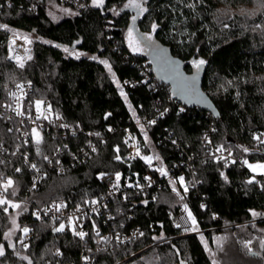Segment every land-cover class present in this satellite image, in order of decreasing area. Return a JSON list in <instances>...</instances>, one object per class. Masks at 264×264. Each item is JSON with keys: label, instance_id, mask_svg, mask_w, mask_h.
Listing matches in <instances>:
<instances>
[{"label": "trees", "instance_id": "trees-1", "mask_svg": "<svg viewBox=\"0 0 264 264\" xmlns=\"http://www.w3.org/2000/svg\"><path fill=\"white\" fill-rule=\"evenodd\" d=\"M14 1L12 6L0 8V23L7 26L4 31L0 28V145L10 151L9 157L0 160V174L13 180L8 197L22 199L31 187L33 173L20 154L14 153L21 141L1 108L10 103L13 85L28 81L33 85L29 102L50 103L52 111L77 130V135L67 139L70 152L79 154L88 141L96 145V152L85 162H76L60 174L43 163L59 142L46 133L39 143L31 139L23 151L40 160L46 172L39 187L28 193L34 206L58 198L74 206L104 194L100 174L128 171L116 159L115 150L118 146L125 154L126 128L147 134L150 141L145 143V155L158 154L155 163L170 164L191 153L197 157V188L190 187L189 175L175 185L195 227L205 231L203 236H180L168 213L178 212L179 200L170 189H161L146 203L141 196L119 203L124 216L134 214L129 224L141 227L145 235L111 252H94V264H214L212 251L219 264H264V219L253 221L257 215L264 216V183L254 180L248 168L207 160L202 142L210 134L214 144L232 147L248 161H264V154L256 149L264 143L261 0H142L146 11L129 7L130 0H103L102 4L96 0L80 13L66 8L73 13L58 20L49 11L51 4L59 6L57 0ZM246 7L255 9L242 11ZM134 17L139 32L169 46L176 57L187 62L188 73L196 68L193 61H205L203 89L219 117L182 107L171 87L153 78V73L144 80L145 52L129 46ZM153 24L157 25L155 31ZM16 31L34 40L32 56L23 67L6 55L7 35ZM102 61H107L111 71ZM127 79L137 84L123 86ZM146 115L158 116L153 125L136 127L135 118ZM109 126L113 132L108 131ZM147 167V161L140 159L133 168L143 172ZM6 201L0 204V246L4 251L0 264H79L81 243L75 234L57 232L54 220H39L25 204ZM14 213H18L17 227L10 236ZM25 228L34 236L23 248L19 242ZM156 236L163 237L156 240ZM247 239L252 240V251L244 245Z\"/></svg>", "mask_w": 264, "mask_h": 264}, {"label": "built area", "instance_id": "built-area-1", "mask_svg": "<svg viewBox=\"0 0 264 264\" xmlns=\"http://www.w3.org/2000/svg\"><path fill=\"white\" fill-rule=\"evenodd\" d=\"M38 1V0H37ZM14 0H0V8L2 5L12 6ZM57 3L62 8H69L75 12H83L88 10L94 5L93 0H57ZM1 31L7 29L6 25L0 23ZM33 39L28 35H22L19 32H12L7 35V59L12 63L19 66L27 62L32 55ZM81 53L79 52V55ZM145 79H149L150 73H153V78L156 76L150 60L144 64ZM136 81L125 80L123 86L134 87ZM20 85L21 87H18ZM33 91V85L28 81L16 82L11 89V101L1 108V114L10 122V129H15L18 138L21 141L18 145L15 154H20L24 164L33 173L32 184L27 194L22 198H9L8 191L12 186L5 189L8 180H13L10 177H4L0 174V199L8 200L12 203H23L28 207L27 211L33 212V216L39 220L52 219L60 224H64V232H84L86 235L81 238L76 237L81 243V253L79 257V264H94L95 258L93 253L96 251L111 252L117 247L127 245L134 240L145 235V231L139 226H133L129 223L132 222L134 214L130 212L124 216L125 210L119 203L132 201L134 196H141L142 203H146L148 197L156 198L157 193L161 189H170L179 200V209L177 213L168 211L171 216L172 225L175 230L182 235H197L203 236L204 230L198 229L193 223V219L189 216L190 210L188 205L184 202L180 188L175 185L177 181H183L187 175L190 176V187H196L198 182L195 178V160L197 157L193 153L183 157L173 163H155L152 160L143 172L135 170L133 167L135 163L148 157L145 155L146 144L142 140V133L140 130L125 129V154L120 153L118 146L115 147L117 152V159L123 163L128 171L127 172H112L102 173L99 179L105 188L104 194L98 198L89 199L83 204L70 205L66 199L58 198L44 206H34L28 201V193L39 187L43 181L46 172L40 160L32 158L29 152L23 151L29 145L30 140L41 138L45 133L52 139H56L59 143L53 154H47L43 158V163L49 169L57 170L60 174L66 173L70 166L75 165L76 162H85L92 153L96 152V145L93 141H88L86 146L80 148L79 154L70 152V146L67 139L70 135H77V130H74L66 120L60 115H56L51 108L50 103L39 101L31 104L29 96ZM13 93L15 95H13ZM182 107H186L182 105ZM22 112L23 115H17V112ZM158 116V115H157ZM157 116L146 115L144 117H136L134 125L140 129L147 125H153L152 121H156ZM39 117V118H38ZM35 129V133L33 132ZM109 132H113V128L109 126ZM36 133L39 134L37 137ZM93 134L89 133L92 137ZM203 155L207 160L222 163L226 167L237 166L241 169L248 168V159L242 155H238L234 148L225 147L214 144L211 140L210 134H206L203 138ZM176 145V143L174 144ZM223 148V151L217 152V148ZM180 147H178L179 149ZM95 149V150H93ZM258 152L264 154V143L259 144L256 148ZM181 150V149H180ZM182 152V150H181ZM10 151L4 146L0 145V160L9 157ZM145 160V159H144ZM146 161V160H145ZM36 165L35 168L32 165ZM160 169L163 170L160 171ZM166 172V175L164 174ZM251 173V172H250ZM119 174V181L116 177ZM260 176H263L259 179ZM254 180H259L264 183V174H251ZM147 178V179H146ZM175 188V191L173 190ZM186 189V188H185ZM95 201V203H93ZM63 205L59 211L56 206ZM132 209L133 205L129 206ZM264 216L257 215L253 221L263 220ZM180 225V227H177ZM143 233V235H141ZM33 231L28 230L24 232L23 238L20 240L19 245L23 248L28 246L29 240L33 238ZM163 236H156V240H160ZM244 245L250 250H253L252 240L247 239ZM57 255L59 253L57 252ZM74 264V263H67Z\"/></svg>", "mask_w": 264, "mask_h": 264}, {"label": "water", "instance_id": "water-1", "mask_svg": "<svg viewBox=\"0 0 264 264\" xmlns=\"http://www.w3.org/2000/svg\"><path fill=\"white\" fill-rule=\"evenodd\" d=\"M133 24L137 27L136 22ZM148 42L144 56L151 61L156 77L171 87L177 101L188 108H199L216 118L219 117L220 113L212 98L203 89L206 68L201 66L199 69L195 68L192 73H188L187 62L176 57L169 46L154 40H148ZM180 81L186 87L181 88Z\"/></svg>", "mask_w": 264, "mask_h": 264}, {"label": "rangeland", "instance_id": "rangeland-1", "mask_svg": "<svg viewBox=\"0 0 264 264\" xmlns=\"http://www.w3.org/2000/svg\"><path fill=\"white\" fill-rule=\"evenodd\" d=\"M133 3L141 4L142 0H130V2L128 3V6L132 7L131 4H133ZM133 8H136V7H133ZM136 9L140 10L139 8H136ZM252 9H255V7L254 8L253 7H246L242 11L251 12ZM49 11H50V14H51V16L53 17L54 20L60 19L64 14H72L73 13L69 9L59 7L56 3L51 4L49 6ZM131 27H132L131 29H132L133 47H138L139 50H141L143 52H146V48H147L148 43H149L148 39H146L147 36H145L141 32H139L137 30V27L135 26V24H132ZM151 40H149V41H151ZM121 90H122V88H121ZM142 133H144L143 137H142L143 140H144V143H146V141H150L148 136H147V134L145 132H143V131H142ZM148 157H151V161L152 160H157L158 154H155V152L151 151V154H149ZM262 165H264V161H247V167H248L249 171L251 172V174H253V175L264 174V167H260ZM17 218H18V213L12 214V216H11V228L9 229V232H8V234L10 236L14 235V233L16 232ZM212 254H213V257H214L213 258V263L215 262V264H219V260L215 256V252L214 251H212Z\"/></svg>", "mask_w": 264, "mask_h": 264}, {"label": "snow or ice", "instance_id": "snow-or-ice-1", "mask_svg": "<svg viewBox=\"0 0 264 264\" xmlns=\"http://www.w3.org/2000/svg\"><path fill=\"white\" fill-rule=\"evenodd\" d=\"M93 2L96 3V0H93ZM99 3L102 4V3H103V0H99ZM131 6H132V7L139 8L141 11H146V9H144V8L142 7L141 4L133 3V4H131ZM261 6L264 7V0H261ZM133 22H135V17L133 18ZM156 27H157V25H155V24L152 25L153 31H155ZM128 36H129V46H130V47H133L132 29H131V28L129 29ZM146 39L151 40V36H150V35L147 36ZM133 50L136 51V50H138V48L134 47ZM65 51H67V49H65ZM93 59H95V57H93ZM102 63H104L106 67H109V71H111V68H110V66L108 65L107 61H102ZM204 63H205L204 60L193 61V64H194V66H195L197 69H199ZM20 66L23 67V64H21ZM173 71H174V70H173ZM179 86H180L181 88L186 87V86L183 84L182 81L179 82ZM18 87H21V86L18 85ZM121 94L123 95V92H122ZM13 95H15V94L13 93ZM39 104H40V102L38 101V102H37V105H39ZM17 115H23V113L18 111V112H17ZM38 118H39V117H38ZM151 123H155V121H152ZM33 132L35 133V129H33ZM36 135H37V137L39 136L38 133H36ZM257 139H258V138H257ZM37 143H39V139H37ZM93 150H95V149H93ZM220 151H223V148H222V147L217 148V152H220ZM244 151H247V149H244ZM45 159H47V157H45ZM117 159H119V157H117ZM144 159H145L146 161H148L149 163L151 162V157H144ZM157 159H158V157H157ZM32 167L35 168L36 165L33 164ZM260 167H264V165H262V166H260ZM17 171H19V169H17ZM160 171L163 172L162 169H160ZM164 174L166 175V172H165ZM222 175H223V174H222ZM116 179H117V181H119V179H120L119 174H117ZM146 179H147V178H146ZM180 180H181V182H183V177H181ZM249 182L251 183V181H249ZM11 185H12V181H11V180H8L7 184L5 185V189H7V187H9V186H11ZM173 190L175 191V188H174ZM186 190H187V189H185V191H186ZM4 203H7V201L0 199V204H4ZM93 203H95V201H93ZM14 206H17V207H18V205H14ZM61 207H63V205H58V206H56V210L59 211ZM253 215H256V214L253 213ZM189 216H191V213H189ZM193 223H195L194 219H193ZM177 227H180V225H177ZM64 228H65V225H64V224H60V226H59L58 228H56L55 231L60 232V231H63ZM23 231H24L25 233H27V232H28V229L25 228ZM74 234H75V235H78V236L81 237V238H83V237L86 235V234H85L84 232H82V231H81V232H75ZM141 235H143V233H141ZM2 255H4V251H3V247L0 246V256H2ZM214 264H215V262H214Z\"/></svg>", "mask_w": 264, "mask_h": 264}]
</instances>
